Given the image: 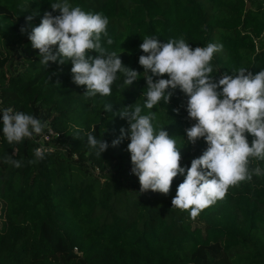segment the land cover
I'll return each mask as SVG.
<instances>
[{
	"label": "trees",
	"instance_id": "1",
	"mask_svg": "<svg viewBox=\"0 0 264 264\" xmlns=\"http://www.w3.org/2000/svg\"><path fill=\"white\" fill-rule=\"evenodd\" d=\"M55 2L0 0V106L45 121L54 134L44 145L64 149L28 164L39 136L9 144L0 117V264H264V174L230 186L223 200L193 219L189 211L172 208L183 176L174 178L167 195L141 194L138 177L129 174L130 140L111 147L120 129L128 128L113 114L139 104L142 114L156 113L158 129L177 138L181 166L190 167L207 145L203 139L187 142L185 129L195 123L188 118L187 97L177 89L169 104L144 107L139 57L145 53L139 46L146 36L161 42L183 37L193 49L221 44L212 76L240 67L255 74L264 70V0H69L108 17L110 50L141 74L128 88L118 74L112 94L95 98L72 82L70 61L46 67L20 31L28 15L35 14L31 26H38ZM16 54L24 68L7 75ZM105 104L113 105L112 113ZM89 131L108 142L101 155L89 146ZM246 135L251 146L254 137ZM6 156L23 166L5 163ZM250 166L264 171V161L254 159Z\"/></svg>",
	"mask_w": 264,
	"mask_h": 264
},
{
	"label": "clouds",
	"instance_id": "2",
	"mask_svg": "<svg viewBox=\"0 0 264 264\" xmlns=\"http://www.w3.org/2000/svg\"><path fill=\"white\" fill-rule=\"evenodd\" d=\"M50 8L38 26H31L32 14L20 28L22 34L27 33L32 48L38 50L41 64L48 67L50 62L64 65L70 61L72 82L86 86L84 95L88 98L110 96L118 74L123 75L127 88L139 80L141 74L126 67L121 54L110 50L114 41L107 30L108 17L86 12L69 0H56ZM139 47L145 53L139 57L146 81L144 107L153 109L161 101L169 104L179 89L187 97L188 118L195 121L185 129L187 142L195 145L203 139L207 148L191 161L190 167H182L177 138L169 136L165 128L158 129L153 123L156 113L142 114L139 104L113 114L126 120L128 128L120 129L111 147L126 138L130 140L127 151L131 173L138 177L141 194L151 191L167 195L174 178L183 176L171 201L172 208L189 211L195 219L223 200L230 186L264 174L260 167L250 166L254 159L264 161V70L253 74L240 67L217 79L211 75V61L223 46L216 43L193 49L183 37L161 42L146 36ZM92 52L96 55H90ZM165 75L167 79L162 78ZM104 111L112 113L113 105L105 104ZM174 111L179 114V109ZM0 117L3 136L9 144L33 139L48 128L46 122L11 107L0 109ZM246 133L254 137L251 146ZM85 135L97 155L109 148L108 142L97 139L92 131ZM47 151L51 149L37 148L35 159L28 164L43 160ZM4 162L16 168L23 166L12 156H6Z\"/></svg>",
	"mask_w": 264,
	"mask_h": 264
},
{
	"label": "rangeland",
	"instance_id": "3",
	"mask_svg": "<svg viewBox=\"0 0 264 264\" xmlns=\"http://www.w3.org/2000/svg\"><path fill=\"white\" fill-rule=\"evenodd\" d=\"M23 64H22V61L19 57L18 54L14 55L13 58L11 59V62L9 63L7 69H6V72H7V75H10V74H15V73H18L20 72L22 69H23ZM41 120V119H39ZM42 121V120H41ZM42 122H45V121H42ZM48 144V145H47ZM47 144L45 145L47 148L55 151V150H58V152H61L63 153L64 152V149L62 148V146H60L59 144H56V143H51L50 141L47 142ZM63 150V152H62ZM95 171V169H94ZM97 171H95V174H96ZM131 172L129 171V174Z\"/></svg>",
	"mask_w": 264,
	"mask_h": 264
},
{
	"label": "built area",
	"instance_id": "4",
	"mask_svg": "<svg viewBox=\"0 0 264 264\" xmlns=\"http://www.w3.org/2000/svg\"><path fill=\"white\" fill-rule=\"evenodd\" d=\"M0 102H1V100H0ZM0 107H1V109L5 108L4 106H0ZM6 108H8V107H6ZM12 109H13V108H12ZM53 134H54V132L52 131V129H51V128H47V130L44 131V133H43L42 135H40L38 139H36V142H37V144H38V145H37V148L44 147L45 149H49V148H47V147L44 145V143H45V141L49 140L50 137H51ZM34 138H36V136H35Z\"/></svg>",
	"mask_w": 264,
	"mask_h": 264
},
{
	"label": "water",
	"instance_id": "5",
	"mask_svg": "<svg viewBox=\"0 0 264 264\" xmlns=\"http://www.w3.org/2000/svg\"><path fill=\"white\" fill-rule=\"evenodd\" d=\"M246 7H249V2L248 1H246Z\"/></svg>",
	"mask_w": 264,
	"mask_h": 264
}]
</instances>
